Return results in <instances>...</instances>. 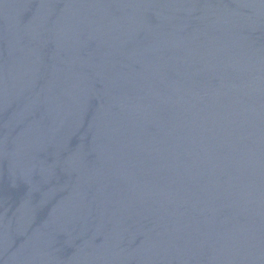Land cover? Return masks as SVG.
Instances as JSON below:
<instances>
[{
  "label": "water",
  "instance_id": "95a60500",
  "mask_svg": "<svg viewBox=\"0 0 264 264\" xmlns=\"http://www.w3.org/2000/svg\"><path fill=\"white\" fill-rule=\"evenodd\" d=\"M0 264H264V0H0Z\"/></svg>",
  "mask_w": 264,
  "mask_h": 264
}]
</instances>
